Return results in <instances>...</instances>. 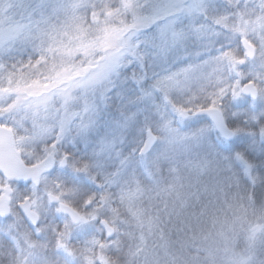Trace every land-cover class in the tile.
Returning <instances> with one entry per match:
<instances>
[{"label":"snow or ice","instance_id":"snow-or-ice-1","mask_svg":"<svg viewBox=\"0 0 264 264\" xmlns=\"http://www.w3.org/2000/svg\"><path fill=\"white\" fill-rule=\"evenodd\" d=\"M0 264H264V0H0Z\"/></svg>","mask_w":264,"mask_h":264}]
</instances>
